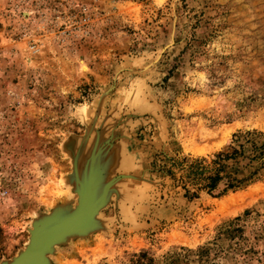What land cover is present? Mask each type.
I'll return each instance as SVG.
<instances>
[{
    "label": "rangeland",
    "instance_id": "374dc122",
    "mask_svg": "<svg viewBox=\"0 0 264 264\" xmlns=\"http://www.w3.org/2000/svg\"><path fill=\"white\" fill-rule=\"evenodd\" d=\"M94 149L116 179L49 264H264V0H0V264Z\"/></svg>",
    "mask_w": 264,
    "mask_h": 264
},
{
    "label": "water",
    "instance_id": "95a60500",
    "mask_svg": "<svg viewBox=\"0 0 264 264\" xmlns=\"http://www.w3.org/2000/svg\"><path fill=\"white\" fill-rule=\"evenodd\" d=\"M106 154L99 158L96 149L90 152L87 182L84 179V170L79 168L78 155L74 158L72 174L76 185L74 206H58L49 214L34 220L28 230V241L24 248L10 262L2 264H49L48 255L52 253L54 247L64 243L68 238L86 234L96 225L95 216L106 203L110 186L116 179L105 182L110 171L98 172V163ZM82 166L84 168V165ZM85 167L88 168V165ZM96 175L97 184H94ZM89 184L95 185V190L89 189Z\"/></svg>",
    "mask_w": 264,
    "mask_h": 264
},
{
    "label": "trees",
    "instance_id": "16d2710c",
    "mask_svg": "<svg viewBox=\"0 0 264 264\" xmlns=\"http://www.w3.org/2000/svg\"><path fill=\"white\" fill-rule=\"evenodd\" d=\"M261 136V134L259 133H246L244 134L242 137H246L244 139L245 143H249L251 142L250 140L253 139L254 137L257 138ZM239 139V138H238ZM241 139V138H240ZM237 140L238 143L241 140ZM239 149H243V146L241 144L238 145ZM230 152H226V153H218L216 155V157L210 161L209 166L211 167L210 169V173L208 176L204 177V185L203 188L209 192H212L213 190H215L217 183L222 179L221 176H219L220 172H222V170L225 168V165L223 162L228 161V160H233L236 158V156H241V152H238L237 149L230 147ZM251 151H253L254 153L258 151V149L256 147L251 148ZM203 159L201 160H195L192 163V167L190 168H194V173L195 174H199L201 175L202 171L204 170V166H202L203 164ZM205 170H207V168H205ZM224 175H227V172H223ZM232 177V176H231ZM240 185V181L237 180V178H230L227 181V188L228 189H233L236 188Z\"/></svg>",
    "mask_w": 264,
    "mask_h": 264
},
{
    "label": "bare ground",
    "instance_id": "6f19581e",
    "mask_svg": "<svg viewBox=\"0 0 264 264\" xmlns=\"http://www.w3.org/2000/svg\"><path fill=\"white\" fill-rule=\"evenodd\" d=\"M96 182V181H95ZM95 182H94V184H95ZM94 189L95 190V185L93 186L92 184H89V189ZM94 192V191H93Z\"/></svg>",
    "mask_w": 264,
    "mask_h": 264
}]
</instances>
